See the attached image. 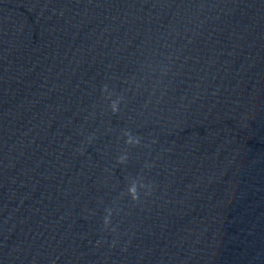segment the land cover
Returning <instances> with one entry per match:
<instances>
[{"label": "clouds", "instance_id": "obj_1", "mask_svg": "<svg viewBox=\"0 0 264 264\" xmlns=\"http://www.w3.org/2000/svg\"><path fill=\"white\" fill-rule=\"evenodd\" d=\"M112 111L113 112H116L117 111V105L115 103L112 104ZM127 135V133H126ZM127 143L131 144V143H134V141L132 139H129L127 141ZM126 161V156H120L118 158V162L119 163H124ZM129 194L132 196L133 200L137 199V188H136V185L133 184L130 188H129ZM105 223H107V220L105 221Z\"/></svg>", "mask_w": 264, "mask_h": 264}]
</instances>
